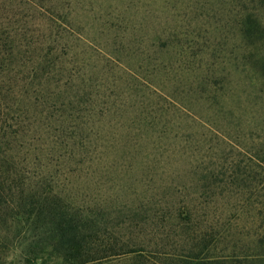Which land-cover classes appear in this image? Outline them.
I'll return each mask as SVG.
<instances>
[{"label":"trees","instance_id":"obj_1","mask_svg":"<svg viewBox=\"0 0 264 264\" xmlns=\"http://www.w3.org/2000/svg\"><path fill=\"white\" fill-rule=\"evenodd\" d=\"M177 4L0 0V264H264V114Z\"/></svg>","mask_w":264,"mask_h":264},{"label":"rangeland","instance_id":"obj_2","mask_svg":"<svg viewBox=\"0 0 264 264\" xmlns=\"http://www.w3.org/2000/svg\"><path fill=\"white\" fill-rule=\"evenodd\" d=\"M139 1L159 2V0ZM173 1L178 3L177 6H181V13L184 14L183 22H200L211 34H214V38L210 39L211 45L218 52L214 54V58L220 60V56L231 53L228 59L230 75H216L210 80L226 82L229 85L227 93H231L228 99L238 105L243 104L244 110L264 114V72L258 70L264 61V0ZM248 14L257 16L263 30L260 37L252 40L244 39L239 28L241 20ZM186 62L202 68L205 64L209 65L208 58L207 61H202L197 56L188 57ZM186 77L187 81L193 78L192 75ZM5 256L6 260L10 261L11 253H6Z\"/></svg>","mask_w":264,"mask_h":264}]
</instances>
